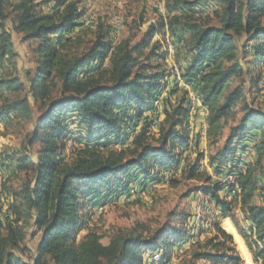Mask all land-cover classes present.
Here are the masks:
<instances>
[{
	"label": "trees",
	"instance_id": "trees-1",
	"mask_svg": "<svg viewBox=\"0 0 264 264\" xmlns=\"http://www.w3.org/2000/svg\"><path fill=\"white\" fill-rule=\"evenodd\" d=\"M82 1L0 0V65L16 55L13 32L35 43L27 87L19 76L0 71V123L29 119L30 97L42 104L23 150L0 158L2 170L13 164L14 172H32L11 193L8 210H0V264H145L146 254L155 250L162 251L158 264H165L172 247L184 243L187 215L180 216L178 226L164 224L145 236L135 231L117 234L107 244L93 230L81 238L78 233L89 207L123 200L133 185L140 184L141 190L156 182V169L168 172L182 165L189 140L187 88L207 107L208 144H222L208 156L212 175L201 171L203 153L183 173L207 183L200 187L203 193L221 218L232 221L252 260L264 264V110L245 104L240 119L225 134L228 118L245 97L241 84L232 87L244 73L237 40H242L250 63L264 67V0H168L160 23L149 25L137 42L132 44L127 36L112 45V24L100 22L94 40L77 53ZM49 2L51 10L45 12L42 7ZM211 3L220 10L218 26L190 18L197 8ZM166 26L186 49L185 64L177 67L186 87L175 77L170 80V69L159 68L168 47L152 40L157 34L163 38ZM157 102L162 117L156 114ZM155 123L159 135L153 144ZM68 141L75 148L66 161ZM247 142L253 157L241 163L235 146L248 147ZM33 144L38 148L31 155ZM219 175L235 180H213ZM257 196L262 198L258 203ZM31 226L40 232L32 263L23 257L26 228ZM211 228L215 233L187 264L199 259L241 264L232 236L218 222ZM199 244L196 240L192 246Z\"/></svg>",
	"mask_w": 264,
	"mask_h": 264
},
{
	"label": "rangeland",
	"instance_id": "rangeland-1",
	"mask_svg": "<svg viewBox=\"0 0 264 264\" xmlns=\"http://www.w3.org/2000/svg\"><path fill=\"white\" fill-rule=\"evenodd\" d=\"M167 1L168 0H83L80 7L84 11L79 19L84 18V21H86L88 18L87 22H92V24L89 26H82L78 31L77 34H79L80 44L77 53L85 50L94 40L97 32L96 24L100 22L112 24V45H115L127 36H131L132 44L137 42L149 25H158V23H160V14H165V3H167ZM51 7L52 6L46 4L45 8H42L45 12H48L51 10ZM219 11V8L211 3L207 4L202 9L197 8L196 11L190 15V18L200 23L218 26L220 21L216 12ZM193 15L195 16L193 17ZM116 22L121 26L118 31L114 29V24ZM10 23L8 19L6 26L9 29H11ZM166 28L164 27L163 38L160 34H157L153 38L152 43L158 41L161 44V48H163L164 44H167L168 56L165 62L160 63L159 68L167 70L172 66L174 68L171 69L173 72L168 70L171 76L175 73L177 74V68H175L173 63L178 67V61L180 64L181 61L186 60L183 59L186 55V49L182 44L177 43L176 35L171 36L168 28ZM13 40L16 55L11 61L5 59L0 65V71H5L6 73L11 72L19 76L24 82L25 87H27V81L34 66L32 48L35 43L32 41H23L22 35L17 32H13ZM241 41V39L237 40V54H239L242 60L244 73L233 80L232 87L234 88L236 85L241 84L244 87L245 97L237 102L235 111L228 118L227 126L234 125L238 122L241 116V109L245 104L264 110V67L261 65L254 66L250 63V56L245 53L246 49L241 47ZM149 48L150 47L146 48L144 52H148ZM177 59L179 60L177 61ZM152 63L156 65V62L152 61ZM168 64H170V66ZM176 74L175 78L180 86L186 87V85L180 81L179 75L177 76ZM258 76H261V81L257 83L256 80ZM82 77L84 78V75ZM187 90H189L187 94L191 92L190 89L187 88ZM25 93L26 89L20 92L19 95L22 96ZM30 104L32 113L29 119L14 117L11 122H8L6 125L0 123V158L2 154L7 156V154L15 153L17 150H23V147L26 146V140L31 134L33 120L42 110L40 101H34L30 97ZM158 104L160 105V102ZM162 116L163 112L161 117ZM202 120L201 118V123L203 122ZM189 125L188 123L186 125V129L189 130L188 132L190 133H188V145L182 151V165L178 169H172L173 171L168 172L156 169L158 177L156 182L147 186L146 189L143 188L141 190L140 184L133 185L130 195L123 200L113 199L97 207H89L86 209L88 211L87 222L79 230L78 238H81L82 235L90 230L95 231L101 236V242L103 244H107L109 240L117 234H128L132 231L141 233L145 236L164 224L180 225V216L184 214L189 216L186 220V224L188 225L186 238L184 243H179L172 247L169 260L166 261L165 264L189 263L193 252L200 250L205 240L215 233L214 228H211V224L214 222H218L220 227L232 236L231 246L240 257L241 264H256L252 260L250 252V255L246 256L238 245L234 235L226 230L223 225L224 218H221L219 209L201 190L200 187L207 183H205L203 179H188L183 173L185 166L192 163L199 153H203L201 171L205 172V175H212L211 167L208 165V156L214 152L216 146L222 144V142H218L216 146H210L206 140V132L205 134L201 132V134L195 133L193 135V127H188ZM152 131L154 133L151 135L150 142L156 144L159 135L157 132L158 128H153ZM37 148L38 144H33L29 148V153L34 155ZM74 148L75 144L68 141L64 149L66 161L73 155ZM247 151L249 153V150ZM15 166L16 165L10 164V167H6L5 170L0 168V210L3 213L8 210L12 197L11 193L14 190H18L21 184L32 176L31 170H29L28 173L14 172ZM220 182L222 183V181ZM220 195H222V193H220ZM261 200V196L256 197V201ZM235 212L239 221H242L241 217H239V210L237 209ZM26 232L25 245L27 246V250L24 251L23 257L25 260L32 263L40 232L32 226L27 227ZM237 235L239 237L238 232ZM196 240H198L200 244L198 246H192ZM149 254L150 253L146 254L147 260L145 264H158L149 261ZM195 264L211 263L199 259Z\"/></svg>",
	"mask_w": 264,
	"mask_h": 264
},
{
	"label": "bare ground",
	"instance_id": "bare-ground-1",
	"mask_svg": "<svg viewBox=\"0 0 264 264\" xmlns=\"http://www.w3.org/2000/svg\"><path fill=\"white\" fill-rule=\"evenodd\" d=\"M47 5L48 6H52V3L51 2H49V3H47ZM93 11V10H92ZM90 12V11H89ZM87 15V14H86ZM85 17V16H84ZM94 17V16H93ZM92 17V18H93ZM88 19V18H87ZM87 19H86V22H87ZM80 20V19H79ZM115 26H114V29H116V31H118L119 29H120V24L118 23V22H116L115 24H114ZM117 26H119V27H117ZM166 28V27H165ZM167 29V28H166ZM113 42V41H112ZM114 45V44H113ZM178 80H180V79H178ZM181 81V80H180ZM259 81H261V80H259ZM261 84V83H260ZM187 91H189V90H187ZM187 98H188V102H189V108H190V112H189V115H188V121H187V123L188 124H190V113H192V110H194V101H198V104H199V106H203V112H202V114H201V118L202 119H204V120H202L203 122L201 123L202 125V127H201V132H204V134H205V132H206V124H205V118H206V116H207V107L206 106H204L202 103H201V101H200V99L197 97V95L194 93V92H189L188 94H187ZM159 102H157L156 104H157V110H156V114H158V116L160 115V112H161V115H162V107H161V104L159 105L158 104ZM188 127H190V125L188 126ZM153 128H158V123H155L154 125H153ZM193 130V129H192ZM189 131V130H188ZM190 133V132H189ZM247 150H249V147H245V145H243V144H237L236 146H235V158L236 159H238L241 163H243L244 162V160H247L246 158H248V156H249V153H248V151ZM231 162V161H230ZM236 162H238L237 160H236ZM230 164V163H229ZM240 166H243V165H240ZM234 180H235V178H234ZM223 182H225V181H222V183ZM236 186V185H235ZM223 225H224V227L226 228V230L227 231H229L232 235H234V237L236 238V241H237V243H238V245L240 246V248L243 250V252H244V254L246 255V256H249L250 254H249V251L247 250V248L244 246V244L242 243V241L240 240V238L238 237V235H237V232H236V230H235V228L232 226V224H231V222H230V220L229 219H224L223 220ZM161 258H162V253H161V251L160 250H155L154 252H151L150 254H149V261L151 262V263H158L160 260H161Z\"/></svg>",
	"mask_w": 264,
	"mask_h": 264
},
{
	"label": "built area",
	"instance_id": "built-area-1",
	"mask_svg": "<svg viewBox=\"0 0 264 264\" xmlns=\"http://www.w3.org/2000/svg\"><path fill=\"white\" fill-rule=\"evenodd\" d=\"M80 23L82 26H89L92 24V22L84 21V18L80 19ZM202 112H203V106H199L198 101H194V110H192V113H190V126L193 127V135L195 133L201 134V114ZM160 117H161V112H160ZM158 128H159V125H158ZM213 180L234 182V177L219 175V176H213Z\"/></svg>",
	"mask_w": 264,
	"mask_h": 264
},
{
	"label": "crops",
	"instance_id": "crops-1",
	"mask_svg": "<svg viewBox=\"0 0 264 264\" xmlns=\"http://www.w3.org/2000/svg\"><path fill=\"white\" fill-rule=\"evenodd\" d=\"M179 59H177V61H178ZM177 63V62H176ZM178 65H181V64H185V61H181V63L179 64V61H178V63H177ZM169 66H170V64H168ZM173 65L175 66V68H177V66L175 65V63H173ZM173 67L171 66L169 69H170V71L171 72H173L171 69H172ZM174 69V68H173ZM176 74V73H175ZM175 74L174 75H171L170 76V80H172V79H174V77H175ZM177 76L179 75V73H178V71H177V74H176ZM204 120V119H203ZM228 132V126L225 128V134ZM248 143V147H249V156H248V158H247V160L248 161H250V160H252V157H253V149H252V146H251V144L249 143V142H247ZM259 201H257V203H258Z\"/></svg>",
	"mask_w": 264,
	"mask_h": 264
}]
</instances>
